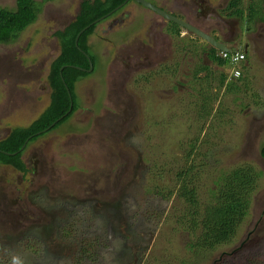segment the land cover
Instances as JSON below:
<instances>
[{
	"label": "rangeland",
	"instance_id": "374dc122",
	"mask_svg": "<svg viewBox=\"0 0 264 264\" xmlns=\"http://www.w3.org/2000/svg\"><path fill=\"white\" fill-rule=\"evenodd\" d=\"M81 1L44 3L37 20L16 42L0 44V140L12 128L31 124L49 105L47 76L59 53L53 34L73 20ZM144 1L190 20L203 31L216 30L224 36L213 15L222 0ZM15 7L16 0H0V8ZM165 23L131 1L98 24L88 39V53L95 59L93 71L75 85L77 111L28 145L22 155L27 174L0 166V245L16 253L18 247L11 244H17L24 234L30 238L39 235L44 244L41 260L29 259L24 264H60L49 243L59 215L61 222L69 219L66 212L75 201L92 206L101 202L114 208L126 204L138 191L145 194L144 184H161L169 170L182 165L185 145L196 138V152L205 153L207 163L198 181L202 196L219 171L245 164L259 173L249 214L231 243L213 252L192 253L177 222L176 196L169 201L155 197L157 206L165 211L149 245L147 235L141 236L139 245L147 246L143 264H239L244 258L264 259V159L260 155L264 146V31H259L263 36L258 40L251 37L253 33L241 35L253 46L249 65H240L249 81L246 91L235 95L215 88L218 97L212 103V114L200 119L195 108L197 88L194 90L188 74L195 60L183 51L178 56L176 48V44L191 46L190 35L181 29L177 42L172 37L177 50L164 61L150 58L151 54L144 59L147 52L139 49L142 38L149 47L159 36L162 39ZM240 27L244 30L245 24ZM224 28L229 31L227 25ZM130 51L133 57L128 59ZM172 60L177 61L167 72L158 66ZM201 63L211 67L216 82L221 72L231 71L211 65L204 57ZM151 173L156 174L154 181ZM151 227L149 222L143 229L150 232Z\"/></svg>",
	"mask_w": 264,
	"mask_h": 264
},
{
	"label": "trees",
	"instance_id": "16d2710c",
	"mask_svg": "<svg viewBox=\"0 0 264 264\" xmlns=\"http://www.w3.org/2000/svg\"><path fill=\"white\" fill-rule=\"evenodd\" d=\"M51 1L54 0H42L41 2L16 0L15 9L0 8V44L9 45L16 42L20 34L37 20L42 5ZM131 1L133 0H129L121 9L108 15L104 20L114 16ZM124 2L125 0H82L73 20L61 30L54 32L53 35L59 45V53L51 62L47 76L51 90L49 105L31 124L26 127L12 128L9 134L0 140V166H9L19 173L27 174L29 170L22 160V155L28 145L64 124L77 111L75 85L89 73L73 67L88 69V60L81 51L89 56L92 64L95 63L94 57L88 53V39L94 34L97 25L104 20L87 28L80 35L77 47L75 38L82 29L106 16ZM241 2L242 0H231L227 8L230 11L229 16L242 17ZM255 11L259 13L261 9L255 8ZM252 15L255 14L251 13L250 16ZM258 15L259 21H262L263 14ZM167 30L176 37H179L181 32V28L173 23L168 24ZM190 39L193 43L189 41L188 44L192 43V45L185 46L187 50L184 52L186 51L185 54L195 60L189 69V76L195 85L194 90L197 88L195 108L199 114L197 118L201 119L212 114V103L218 97L214 91L215 88L217 90L224 88L226 92L236 95L241 91H246L249 81L247 74L243 73L240 66L241 76L239 78H232L231 71L230 74L221 72L216 82L211 67L201 63L202 57L211 65L228 67L231 70L229 60L219 57L218 51L214 48L207 49L199 45L197 42H206L198 37L191 38L190 36ZM62 67L64 68L60 74ZM243 68L245 69L244 66ZM201 73L205 75L200 77ZM65 86L72 100L71 111L66 116L64 115L68 112L71 102ZM60 117L63 118L48 129ZM29 137L32 138L20 151ZM197 142L198 138L185 145L187 150L182 165L172 171L169 170L166 180L161 184L155 182L150 185L144 184L146 185L143 188L145 194L141 191L136 192L134 197H128L126 204H118L117 207L111 208V204L101 202L96 203L99 206H92L91 203L87 205L82 201L72 203L70 211L66 212L69 219L61 222L59 215L57 222L53 224L54 232L51 236L52 241L49 242L52 245L50 247L52 251L59 256V263L143 264L146 245H149L150 238L165 211L161 206H157V202L154 201L155 197L169 201L173 195L176 196L179 205L175 206L180 209L177 222L181 231L186 235L188 251L192 253L213 252L231 243L240 225L249 214L251 197L257 188L259 173L255 172L252 166L245 164L237 165L225 172L219 171L202 196L200 193L203 189L199 193L198 181L207 163L205 162L206 154L196 152L199 150ZM14 153L16 154L8 155ZM260 155L264 159V146L260 150ZM155 176L156 174H150L152 181L155 180ZM78 205L81 206L78 207ZM149 222H152V227L150 232H145L143 226ZM26 235L24 234L17 244H11L12 248L18 247L16 249L19 251L16 253L0 245V264H24V261L29 259L35 262L41 260L42 254L40 253L44 252L41 236L33 235L30 238ZM143 235H147L144 248L139 245ZM179 264L185 263L180 261ZM239 264H264V259L258 256L244 258Z\"/></svg>",
	"mask_w": 264,
	"mask_h": 264
},
{
	"label": "flooded vegetation",
	"instance_id": "af4514ba",
	"mask_svg": "<svg viewBox=\"0 0 264 264\" xmlns=\"http://www.w3.org/2000/svg\"><path fill=\"white\" fill-rule=\"evenodd\" d=\"M201 2L205 3L202 0H201ZM230 2H231V0H222L217 5V10L213 11V13H215V14L212 13L214 15L216 26H218L220 28V30L222 32L221 34L224 35V36L220 37L216 30H208V31L205 30L204 32H206L207 34L212 36L216 41H218L220 43H223L226 47L234 49L231 52H240V51L244 52L245 54L244 53L243 54L246 55V57H245L246 61H244V62H245V66H247V65H249V59H250L249 55L253 51V46L248 40H242L241 35L245 34L248 37V34L253 33V35L251 37L253 39H255V40H258L260 37L263 36V35H261L259 33V31H264V0H242L241 6H240V8L242 9V17L241 18L229 16L230 11L227 10V8H228ZM244 2H245V5H243ZM255 8H257V9L259 8V9H261V11L259 13H257V11H255ZM160 9L163 10L164 8H160ZM252 9H254V10H252ZM165 11H167V10H165ZM167 12L172 14V15H174V16H176V17H178V14H175V13L169 11V10ZM251 13H253L255 15L254 16L253 15L250 16ZM260 13L263 14V20L262 21H259L260 17H259L258 14H260ZM199 14H201V13H199ZM185 21L192 25V22L190 20H187L185 18ZM165 22H166L165 24H167V28H168V24L171 23V22H168L167 20H165ZM242 24H245L244 30H242L241 27H240ZM224 25H227V27H229V31H225L226 28H224ZM235 29L242 31V33L238 34L237 31H235ZM188 35H190L191 38H192V34L191 33H188ZM161 37H162V34H161ZM172 37H174L176 39V42H177V38H179V37H176L175 35H171L170 33H168V30H166V33L163 34L162 39L159 36V38L156 41V43L153 44V46H151V47H149L148 45L143 43L142 40H146V39L142 38V40L139 41L141 43V45H142L141 47H139V49L140 50L143 49V50H145L147 52V55L144 56V59L146 57L149 58V54H151L150 58L154 57L156 61L167 59L169 56L172 57V55L177 50L176 48H179L178 53H177L178 56L181 55L182 51H183L182 53L185 54L186 51L184 52V50H187V49H185V46H187V45H185V44L184 45H181V44L177 45L176 44V48H175L174 44H172V42H173L172 41L173 40ZM165 38H166L167 42H165ZM134 43L130 46V48H132L134 46ZM239 45L242 46V50H238V46ZM210 48H213V47H211L209 45V47L207 49H210ZM131 52L132 51H130L129 54L127 53L128 59H131L133 57ZM171 59H173V58H169V60H171ZM176 61L177 60H175V62ZM190 61H192V60H190ZM175 62H174V60H172V61H170L168 63L167 62H163V63H166V64H162V63L160 64L159 63L158 66L160 67V65H161L162 68L164 69L163 71L167 72L170 69H172V67L175 64ZM179 65H180V62H179ZM188 74H190V73H188Z\"/></svg>",
	"mask_w": 264,
	"mask_h": 264
},
{
	"label": "water",
	"instance_id": "95a60500",
	"mask_svg": "<svg viewBox=\"0 0 264 264\" xmlns=\"http://www.w3.org/2000/svg\"><path fill=\"white\" fill-rule=\"evenodd\" d=\"M128 1H129V0H125V2H124L123 4H121V5H119L118 7H116L112 12H110L109 14H107V15L104 16V17L99 18L98 20H96V21H94L93 23H91L89 26H87V27H85L84 29H82V30L77 34V36H76V38H75V46L77 47V43H78V39H79L80 35H81V34H82L87 28H89L90 26H92V25H94V24H96V23L101 22V21L104 20L108 15L112 14L113 12L118 11V10L121 9V8H122V7L128 2ZM133 1H135V2L138 3V4H140L141 6L145 7L146 9L151 10L152 12L156 13L157 15H159V16L162 17L163 19L167 20L168 22H171V23L177 25L178 27L184 29L186 32L193 34L194 36H196V37H198L199 39L203 40V41L206 42L208 45H210L211 47H213L214 49H216L217 51H221V52H227V53H229V52H231L232 50H234V49H231V48H229V47H226L223 43H220V42L216 41L212 36H210L209 34H207V33L204 32V31H202V30L199 29L198 27H196V26H194V25H191L190 23H188V22H186V21H184V20H181V19H179L178 17H176V16H174V15H172V14H170V13H168V12H166V11H164V10H162V9H160V8H158V7L152 5V4H150V3H148V2H146V1H144V0H133ZM81 52L83 53V55H84V56L87 58V60H88V64H89L88 69H82V68H79V67H73V66H70V67H73V68H75V69H77V70H79V71L85 72V73H91L92 70H93V64H92V62H91L89 56H88L85 52H83V51H81ZM63 68H64V67H62V68L60 69V74H61ZM61 79H62V81H64L62 77H61ZM63 83H64V82H63ZM65 89H66V91H67V94H68V96H69V98H70V102H71V103H70V108H69L68 112H67L64 116H66V115L71 111V108H72V100H71L70 92H69V90H68V88H67L66 86H65ZM64 116H63V117H64ZM63 117H60L59 119H57L54 123H52V124L48 127V129H50L52 126H54V125H55L57 122H59ZM48 129H46V130H48ZM46 130H45V131H46ZM45 131H44V132H45ZM37 134H39V133H37ZM30 138H32V137H29V138L25 141V143H24L23 146L21 147L20 151H22V150L25 148V146H26V144H27V142H28V140H29ZM15 154H16V153H14V154H8V155H15ZM242 244H243V243H241V244H240L235 250H238V249L242 246Z\"/></svg>",
	"mask_w": 264,
	"mask_h": 264
},
{
	"label": "built area",
	"instance_id": "2783aa9c",
	"mask_svg": "<svg viewBox=\"0 0 264 264\" xmlns=\"http://www.w3.org/2000/svg\"><path fill=\"white\" fill-rule=\"evenodd\" d=\"M219 57L222 59H227L232 66L231 77L237 79L241 76V69L239 65L245 61V55L240 52H219Z\"/></svg>",
	"mask_w": 264,
	"mask_h": 264
},
{
	"label": "clouds",
	"instance_id": "9594fccd",
	"mask_svg": "<svg viewBox=\"0 0 264 264\" xmlns=\"http://www.w3.org/2000/svg\"><path fill=\"white\" fill-rule=\"evenodd\" d=\"M192 35H193V34H192ZM219 52H221V51H218V55H219ZM229 53H231V52H229ZM241 64H242V63H241ZM241 64H240V65H241ZM240 65H239V67H240ZM92 71H93V70H92Z\"/></svg>",
	"mask_w": 264,
	"mask_h": 264
}]
</instances>
